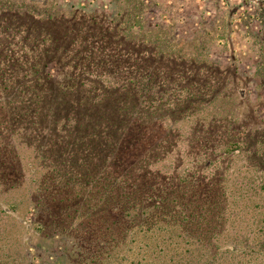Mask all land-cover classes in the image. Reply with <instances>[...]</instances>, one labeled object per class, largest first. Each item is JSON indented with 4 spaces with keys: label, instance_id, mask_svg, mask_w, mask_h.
<instances>
[{
    "label": "trees",
    "instance_id": "1",
    "mask_svg": "<svg viewBox=\"0 0 264 264\" xmlns=\"http://www.w3.org/2000/svg\"><path fill=\"white\" fill-rule=\"evenodd\" d=\"M180 64L113 19L0 10V155L16 145L22 154L27 143L34 155L28 181L0 171V264H32L30 245L49 246L60 234L135 240L145 225L153 240L199 247L193 264L264 260V238L253 231L264 228L241 220L246 207L264 205V120L241 89L233 103L207 102L210 92L197 93L194 71ZM156 86L170 93L168 109L156 106ZM217 102L215 113L204 107ZM162 117L173 124L163 142H199L196 163L141 155ZM217 138L226 140L223 152L204 146ZM229 228L237 234L225 237Z\"/></svg>",
    "mask_w": 264,
    "mask_h": 264
},
{
    "label": "rangeland",
    "instance_id": "2",
    "mask_svg": "<svg viewBox=\"0 0 264 264\" xmlns=\"http://www.w3.org/2000/svg\"><path fill=\"white\" fill-rule=\"evenodd\" d=\"M2 9L28 10L42 16L76 11L119 21L130 39L154 46L181 66H190L194 71L191 83L194 80L196 92L205 89L207 96L210 92L207 102L222 97L221 103H233L232 99L236 101L238 97L237 89H241L251 105H255L259 118L264 120V0H0ZM47 70L56 79L62 78L61 71L54 64L51 63ZM156 91V106L163 107L161 110L168 109L172 101L170 93L161 91L159 86H156ZM204 107L214 113L220 110L218 102L213 105L206 103ZM227 119L217 121L222 125L221 129ZM262 125H250L249 128L253 127L254 131ZM172 126L168 118L162 117L149 127L150 137L144 140L141 155H187L188 158L177 161L179 168L184 161L196 163L200 155L192 150V145H199V142L178 137L173 146L163 142ZM225 142V139L218 141L217 138L203 144L209 149L213 147L215 152H223ZM26 146L22 154L21 145H16L13 152L0 155L8 161L0 166V171H11L21 180L28 181L34 155L30 144ZM254 208L246 207L241 220L255 219L252 221L260 222L264 228V205L258 210ZM252 213L256 218H250ZM165 217L161 211L160 219ZM32 219L33 213L29 212L26 220L32 222ZM142 229L145 233H140L135 240L119 234L108 235L98 242L81 243L60 234L49 246L30 245L29 256L32 264H87L91 259L92 264H193L196 260L199 247L192 249V246L178 242L174 245L164 236L153 240L148 237L147 225ZM228 230L225 237L236 233L234 228ZM253 231L264 238V230ZM161 233L167 235V232ZM177 233L172 232L173 235ZM177 256L181 258L177 259ZM260 259L259 264H264L263 258Z\"/></svg>",
    "mask_w": 264,
    "mask_h": 264
}]
</instances>
